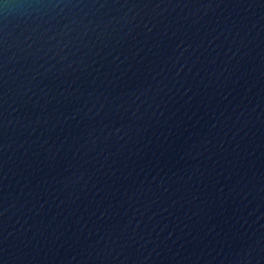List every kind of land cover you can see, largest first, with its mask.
<instances>
[{
  "label": "water",
  "instance_id": "1",
  "mask_svg": "<svg viewBox=\"0 0 264 264\" xmlns=\"http://www.w3.org/2000/svg\"><path fill=\"white\" fill-rule=\"evenodd\" d=\"M0 264H264V0H0Z\"/></svg>",
  "mask_w": 264,
  "mask_h": 264
}]
</instances>
